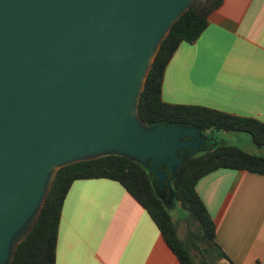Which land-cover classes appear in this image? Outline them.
<instances>
[{
  "label": "water",
  "instance_id": "obj_1",
  "mask_svg": "<svg viewBox=\"0 0 264 264\" xmlns=\"http://www.w3.org/2000/svg\"><path fill=\"white\" fill-rule=\"evenodd\" d=\"M195 0H0V264H12L57 170L107 154L168 172L204 149L195 126L139 115L152 63Z\"/></svg>",
  "mask_w": 264,
  "mask_h": 264
},
{
  "label": "crops",
  "instance_id": "obj_2",
  "mask_svg": "<svg viewBox=\"0 0 264 264\" xmlns=\"http://www.w3.org/2000/svg\"><path fill=\"white\" fill-rule=\"evenodd\" d=\"M163 100L264 122V0H223L168 62ZM196 189L234 264H264V174L218 168ZM220 263L226 264L225 259ZM56 264H182L148 211L116 180L77 179L65 197Z\"/></svg>",
  "mask_w": 264,
  "mask_h": 264
},
{
  "label": "trees",
  "instance_id": "obj_3",
  "mask_svg": "<svg viewBox=\"0 0 264 264\" xmlns=\"http://www.w3.org/2000/svg\"><path fill=\"white\" fill-rule=\"evenodd\" d=\"M223 0H195L172 25L163 39L141 93L139 115L150 127L157 124L195 126L201 131L220 129L250 133L258 147L264 146V122L200 104L170 103L163 100L165 69L182 41L195 42L209 25V16ZM244 169L264 174V155L228 144L217 143L194 153L168 172L170 181L161 190L154 174L140 161L119 154H107L65 165L47 195L30 232L21 240L12 264H56L59 224L65 197L77 179L109 178L121 183L148 211L182 264H234L216 240L217 224L199 195L196 184L206 174L221 168ZM165 194L189 211L182 237ZM225 264V263H224Z\"/></svg>",
  "mask_w": 264,
  "mask_h": 264
},
{
  "label": "rangeland",
  "instance_id": "obj_4",
  "mask_svg": "<svg viewBox=\"0 0 264 264\" xmlns=\"http://www.w3.org/2000/svg\"><path fill=\"white\" fill-rule=\"evenodd\" d=\"M205 134L210 137V146L216 145L217 143H228L240 147L241 149L246 150L248 152L264 155V146L258 147L257 145H255L250 133L248 132L211 129L205 132ZM197 152L200 151H196L195 153ZM164 199L167 201L169 210L178 223V233L179 236L182 237L187 228L189 211L183 208L180 203L176 201L173 202L167 194H165Z\"/></svg>",
  "mask_w": 264,
  "mask_h": 264
},
{
  "label": "flooded vegetation",
  "instance_id": "obj_5",
  "mask_svg": "<svg viewBox=\"0 0 264 264\" xmlns=\"http://www.w3.org/2000/svg\"><path fill=\"white\" fill-rule=\"evenodd\" d=\"M210 144V141H207V143L205 144V147L208 146ZM211 145V144H210ZM209 145V146H210Z\"/></svg>",
  "mask_w": 264,
  "mask_h": 264
}]
</instances>
